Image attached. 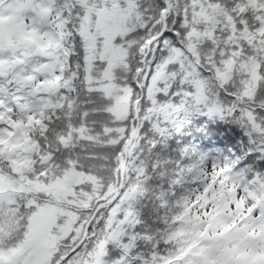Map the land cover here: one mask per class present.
I'll use <instances>...</instances> for the list:
<instances>
[{
	"label": "snow or ice",
	"instance_id": "obj_1",
	"mask_svg": "<svg viewBox=\"0 0 264 264\" xmlns=\"http://www.w3.org/2000/svg\"><path fill=\"white\" fill-rule=\"evenodd\" d=\"M0 264H264V0H0Z\"/></svg>",
	"mask_w": 264,
	"mask_h": 264
},
{
	"label": "trees",
	"instance_id": "obj_2",
	"mask_svg": "<svg viewBox=\"0 0 264 264\" xmlns=\"http://www.w3.org/2000/svg\"><path fill=\"white\" fill-rule=\"evenodd\" d=\"M220 135H221V136H223V135H224L223 131H221V132H220Z\"/></svg>",
	"mask_w": 264,
	"mask_h": 264
}]
</instances>
